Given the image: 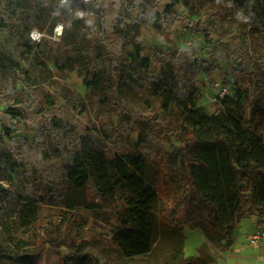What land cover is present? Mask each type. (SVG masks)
Here are the masks:
<instances>
[{"label":"rangeland","instance_id":"rangeland-1","mask_svg":"<svg viewBox=\"0 0 264 264\" xmlns=\"http://www.w3.org/2000/svg\"><path fill=\"white\" fill-rule=\"evenodd\" d=\"M44 1L56 7L46 22L33 25L27 13L9 9L11 0H0V105L5 110L22 107L30 117L45 108L60 109L77 120L83 132L69 127L67 131L50 129L46 135H40L41 126L4 119L3 127L12 126L14 137H27L45 157L51 178L49 182L46 178L45 188L54 193L47 195L49 201L39 206V221L24 227L19 217L23 209L21 199L34 193L31 179L21 172L0 180V186L5 188L0 192V249L16 252L17 244L27 243L24 254L28 253L34 264H71L78 255L86 253L96 257L100 264H172L171 254L183 241L184 231L185 257L205 253L212 256L211 264H264V215L235 214L231 239H222L221 243L207 235L198 210L194 216H182L180 225H168L165 194L168 188L177 190L178 185L171 184V179L179 180L182 174L175 171L172 154L177 147H186L187 137L179 130L162 134L169 127L160 119L165 112L158 85L160 78L172 69L180 85L190 78L199 87L198 105L205 113H218L224 97L216 84L225 85L224 72H229L233 82L247 86L243 75L233 70L264 67V24L252 20L256 15L252 10L254 0H182L177 7L180 19L174 27L165 24L158 30L142 25L135 35L126 26L128 51L134 53L137 46L141 48L140 55L150 60V66L142 68L137 59L126 58L124 52L129 76L119 92L113 53L104 41L101 17L85 2ZM166 3L161 4V10ZM122 12L126 21L137 16L134 10L123 8ZM57 17L64 25V33L54 39L51 35ZM23 22L32 24L31 30L45 34L40 43L31 40V30ZM222 35L226 40L221 43ZM171 60L179 67H169ZM94 69L99 70L101 83L97 89L89 90L86 81ZM117 101L125 108L120 116L128 115L123 121L114 111ZM134 113L140 114L146 125H140ZM171 115L166 117L171 126L184 123L181 110L173 108ZM81 134L91 150L102 151L107 158L130 152L145 155L146 180L162 196L153 209L157 225L149 253L126 257L113 240L122 227L124 200L129 195L125 187L117 190L115 199H110L98 195L92 187L77 191L70 185L66 165L74 156L73 147ZM14 146L19 147L20 142L9 140L2 130L0 150ZM70 202L74 208L68 211ZM63 216L71 217L73 222L63 221ZM216 229L220 230L219 226ZM256 233L261 234L258 246L250 240ZM37 236L46 238L48 243L40 247ZM56 241L62 243L55 245ZM12 264L18 262L14 260Z\"/></svg>","mask_w":264,"mask_h":264},{"label":"trees","instance_id":"trees-1","mask_svg":"<svg viewBox=\"0 0 264 264\" xmlns=\"http://www.w3.org/2000/svg\"><path fill=\"white\" fill-rule=\"evenodd\" d=\"M164 1L167 3L161 10L160 6ZM181 1L85 2L90 4L94 14L101 17L103 38L113 53L112 66L118 92L129 76L124 52L126 58L137 59L142 68L150 66V60L141 57V48L137 46L134 53L128 51L126 26H129L135 35L142 25H151L158 30H162L165 24L174 27L180 19L177 7ZM55 7V4L44 0H11L9 9L27 13L32 24L38 25L44 20L46 22ZM123 8L127 11L134 10L137 16L126 21ZM252 10L256 12L252 20L264 24V0H254ZM57 21L58 17L55 23ZM1 23L3 25L5 21L2 19ZM32 24L25 23L24 27L31 30ZM224 40L226 36L222 35L221 43ZM169 67H179V64L171 60ZM255 69L233 70L243 75L248 82L247 86L233 82L229 72H224L223 83L233 86V95L225 97L221 102L220 111L213 115L205 113L198 105L201 90L196 84H192L190 78L184 80V85H180V80L172 69L160 78L158 85L163 95L165 112V116H160V119L169 127L164 128L162 134L170 135L179 130L187 137L186 147L179 146L172 154L173 167L182 174L179 180L171 179V184L178 185L177 190L168 188L169 191L165 194V217L171 227L180 225L182 216H194L198 210L207 235L221 243L222 239H231L230 227L235 214H239V217H248L253 213L264 215V67L257 68L255 65ZM100 83L101 74L99 70L94 69L92 77L86 81L87 88L95 90ZM121 106V103L115 102L114 111L123 121L128 115L120 116L121 110H125ZM173 108L183 112L184 123L180 126H171V122L166 119L169 114L172 117ZM134 115L140 125H146V120L140 114ZM5 118L12 122L22 120L32 122L37 127L41 126L40 135H46V131L50 129L67 131L69 127L79 133L83 132V127L77 120L56 108H45L39 115L30 117L22 107H7ZM3 131L9 140L20 142V146L0 150V180L10 179L13 173L21 172L31 179L34 193L22 196L23 209L19 213L23 226L30 227L40 219L41 203L49 201L46 200L47 195L54 193L46 191L45 188L46 178L48 182L51 180L46 159L27 137H14L12 126L5 125ZM76 142L77 146L73 147L74 156L66 165L70 185L77 191L92 187L98 195L110 199H115L117 190L125 187L129 195L124 200L122 227L115 232L113 240L126 257L149 253L153 248L157 225V216L153 209L162 196L158 189L146 180L145 155L141 152H130L107 158L104 152L91 150L85 135L81 134ZM35 190L38 191L37 195ZM188 204L193 206L189 207ZM68 208L70 211L74 204L68 203ZM62 220L70 222L72 218L63 216ZM217 226L220 230L216 229ZM182 233L183 241L171 254L172 264L214 262L212 256L205 253L185 257L183 246L186 235L184 231ZM36 241L40 247L48 243L46 238L40 236H37ZM56 243L54 244L58 245L62 242ZM1 245L0 240V247ZM26 246L27 243L17 244L16 252L0 249V264H12L14 260L18 264H34L30 255L24 254ZM79 256L76 262L71 264H100L96 257L88 253Z\"/></svg>","mask_w":264,"mask_h":264},{"label":"built area","instance_id":"built-area-1","mask_svg":"<svg viewBox=\"0 0 264 264\" xmlns=\"http://www.w3.org/2000/svg\"><path fill=\"white\" fill-rule=\"evenodd\" d=\"M59 2H66V1H77V2H90L91 0H58ZM53 33L51 35L52 38L54 39H59L63 36L64 33V25L61 21H58L55 23V26L53 27ZM45 36V34L38 30V29H32L30 31V37L31 40L35 43H40L43 39V37ZM216 87L219 89V93L222 97H229L233 95V90L231 89L230 85H220V84H216ZM4 113H5V108L4 106L0 105V135L1 132L3 130V125H4ZM261 238V234L260 233H256L253 234L250 237L251 243L253 245H257L258 246V242Z\"/></svg>","mask_w":264,"mask_h":264},{"label":"water","instance_id":"water-1","mask_svg":"<svg viewBox=\"0 0 264 264\" xmlns=\"http://www.w3.org/2000/svg\"><path fill=\"white\" fill-rule=\"evenodd\" d=\"M4 189H5V188L1 185V186H0V192L4 191Z\"/></svg>","mask_w":264,"mask_h":264},{"label":"crops","instance_id":"crops-1","mask_svg":"<svg viewBox=\"0 0 264 264\" xmlns=\"http://www.w3.org/2000/svg\"><path fill=\"white\" fill-rule=\"evenodd\" d=\"M261 259H263L262 256H261Z\"/></svg>","mask_w":264,"mask_h":264}]
</instances>
